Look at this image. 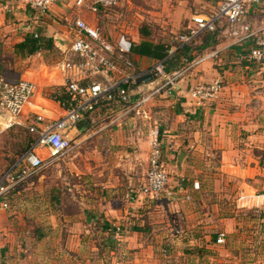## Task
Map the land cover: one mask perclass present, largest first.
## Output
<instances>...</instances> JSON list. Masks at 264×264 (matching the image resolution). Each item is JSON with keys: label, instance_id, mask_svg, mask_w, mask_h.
<instances>
[{"label": "rangeland", "instance_id": "obj_1", "mask_svg": "<svg viewBox=\"0 0 264 264\" xmlns=\"http://www.w3.org/2000/svg\"><path fill=\"white\" fill-rule=\"evenodd\" d=\"M73 1L60 0L52 12L43 16L25 8L22 0H0L1 74L10 80L30 79L37 83L38 90L32 103L46 105L47 110L53 109L58 117L62 112L54 102L55 97L63 91V82L57 70L62 60L61 51L56 45L57 37L73 39L75 20L82 15H94L88 10L71 9L69 5ZM196 4V0H119L118 6L94 15L91 21L99 23L105 36H117L147 28L159 42L165 41L178 48L190 17L198 12L195 10ZM207 11L208 9L204 12ZM163 33L166 37H162ZM27 34L53 38L56 47L51 51L23 58L16 54L15 46ZM176 70L180 71V68L172 71ZM174 72L168 73L172 75ZM144 92L148 94L149 89L145 88ZM164 96L172 97L164 90L147 107L142 106L147 114H153L151 120H145L144 114L137 116L132 111L119 120L122 122L120 127L119 122L112 124L117 119V114L112 117L99 116L105 111L104 108H99V112L93 114L89 123L81 125L83 131L74 140L70 153L49 161L43 170L29 178L8 197L10 210L0 213V264H67L70 256L65 243L72 230L68 227L72 220L69 216L81 212L80 207L73 204L74 200L77 198L79 201L82 195H86L99 201L103 197L99 198L101 194L116 187L131 195V191L142 188L148 170L150 130L159 126L162 131L161 121L165 117L159 107L158 111L154 108L158 101L167 99ZM163 111H167V108ZM31 139L32 136L24 127H15L0 135V177L28 150ZM99 140L107 145H103L98 152L92 148H84L86 143ZM180 151L196 154L191 159V164L186 163V158L183 160L182 171L177 168ZM180 151L172 150L171 159H167L169 165L166 170L170 181L166 190L192 192L201 187V196L188 201L187 205H207L206 211L217 218L219 225L230 219L237 221L236 231L227 233L223 230L227 233L224 245H211L213 260L209 259L207 245L188 247L190 252L191 249L206 250L207 259H203V264H264V206L257 209L247 205L239 207L238 204L242 193L253 190L220 171L218 156L206 160L202 154L191 152V149ZM89 212H85V218ZM85 218L78 219V223L86 222L87 220L83 221ZM73 223L74 221L71 226ZM102 226L100 220L89 219L84 231L82 230L91 255H102L101 259L95 262L92 260L91 264L112 263L109 257L103 258L101 244H104L107 236ZM221 232L218 228L210 234L216 236ZM157 233L160 235L162 232ZM157 247L159 254L168 255L172 246L163 244Z\"/></svg>", "mask_w": 264, "mask_h": 264}, {"label": "crops", "instance_id": "obj_2", "mask_svg": "<svg viewBox=\"0 0 264 264\" xmlns=\"http://www.w3.org/2000/svg\"><path fill=\"white\" fill-rule=\"evenodd\" d=\"M196 2L195 10L198 12L190 17L187 27L193 25L191 22L193 16H209L218 8L222 0H196ZM206 9L208 11L204 12ZM97 14L94 15L97 16ZM89 15L91 16L82 15V17L92 26L100 29L105 36L99 23L91 21L94 15ZM246 22L253 26L264 24V7L261 5L257 8L250 7L246 15ZM144 29L147 30V28ZM142 30L143 28L134 32L105 37L113 41L125 37L132 44V49L134 45L138 46L143 41L154 44L165 42L156 40L149 30L151 36L145 37L141 33ZM162 37H166V34L163 33ZM69 39L57 37L56 45L62 56L60 63L63 62L64 56L58 40L67 42ZM236 42L235 37L227 35L225 26L220 27L216 33H203L193 44L178 51L176 53L177 62L173 69L180 68V71L184 72V76L179 80L172 97L164 96L167 99L158 101L154 110L158 111L160 108L161 113L165 116L161 121L163 123L161 137L166 150V167L169 165L167 159L172 157V155L170 156L172 150L191 149V152L202 154L206 160L218 156L220 171L243 182L249 190H253V192L242 193L240 198L244 196L247 201L243 204L239 198V207L245 205L254 207L253 198L256 194L261 193L257 190L264 192V62L257 64L250 60L252 43L249 41ZM131 57L135 62L133 69L135 73L147 72L158 62L149 57L133 54L132 50ZM201 58H207V60L188 70L193 61ZM58 74L63 82L62 85H64V77L60 72ZM145 77H140L137 80L135 93L131 95L133 103L142 98L143 95L139 91L143 90L144 92V89L151 86L150 84L153 82H140ZM216 80H222L224 83V91L220 99L212 107L197 106L190 94L191 89L198 84L211 83ZM151 102L153 101L149 103ZM54 103L63 113V107L59 103ZM149 103L143 107H147ZM143 107L133 111L137 116L144 114L145 120H151L153 114H147ZM165 108L167 111H163ZM98 109L79 122L71 131L72 145H74L76 137L83 131L81 125L89 123ZM104 110V113L98 115L112 117L117 114V119L112 124L119 122V127L122 123L120 122L121 118L128 116L125 110H107V108ZM26 111L27 119H32L37 115L52 119L58 118L53 109H51L52 112L47 110L46 105L31 102ZM103 145H107V143L99 140L86 143L84 148H92L98 152ZM148 148L150 156L151 140L148 143ZM181 152L186 155V163L191 164V159L196 154L191 153L190 155L185 151H180L178 158ZM178 163L179 160L177 168L182 171L183 165L179 168ZM113 189L108 193L101 194L99 198L103 197L99 201L86 195H82L79 201L77 198L74 200L73 204L80 207L81 212L69 216L72 220L68 227L72 230L65 243L70 256L67 264H91L92 260L95 262L102 258V255L99 254L91 255L86 245V239L83 238L84 226L87 225L89 219L100 220L103 224L102 230L107 238L104 240V244H101L103 245L102 253H104V259L109 257L112 260L111 264H203V259H207L206 250L191 249L190 252L188 247L207 245L209 259L213 260V254L210 252V249H213L211 245L214 243L218 245L217 239L221 233H225L227 239V233H232L237 229V221L234 219L223 221L224 223L219 225L217 218L211 215L210 211H206L208 206L205 204L198 206L186 204L195 197L201 196L202 193L199 192L201 187L200 190L195 188L192 192L169 189L158 197L139 196V189L131 191L132 195L117 187ZM126 194L127 197H125ZM254 208L259 209L258 207ZM262 208L260 207V209ZM87 210L90 211V214L85 218ZM83 218H85L83 221H87L82 224L78 223L80 222L78 219L82 220ZM204 222L206 224H203ZM202 224L203 226H201ZM218 228L222 230L221 233L216 236L210 234L212 230ZM203 229L205 232H202ZM223 230H226L227 233ZM159 231L162 232L160 235L157 233ZM112 233H114V237L111 238V241L109 238ZM163 244L172 246L168 255L159 254L157 246ZM111 245L114 247L113 249L110 247ZM182 246L184 247L182 248ZM211 264L214 263L211 262Z\"/></svg>", "mask_w": 264, "mask_h": 264}, {"label": "built area", "instance_id": "obj_3", "mask_svg": "<svg viewBox=\"0 0 264 264\" xmlns=\"http://www.w3.org/2000/svg\"><path fill=\"white\" fill-rule=\"evenodd\" d=\"M60 0H22L25 8L45 16ZM119 5V0H74L71 9L88 10L94 14ZM264 7V0H222L218 8L209 16L196 15L191 19L192 26L180 37V45L169 51V58L158 61L144 73H135V62L131 57L132 44L125 38L109 40L100 29L92 26L82 16L74 23L75 34L69 39L70 46H61L64 60L57 67L64 77L63 91L56 97L64 111L57 119L35 116L27 119V108L37 94L38 84L30 79L10 81L0 76V135L24 127L35 137L31 148L0 177V213L10 210L8 197L29 178L43 170L49 161L60 158L72 150L71 131L77 124L98 108L125 110L129 115L145 104L153 101L156 95L165 90L173 92L184 72L170 75L168 60L178 51L193 44L203 33H216L220 27L227 28V35L235 37L236 43L250 42L253 45L250 60L257 64L264 62V24L253 26L246 22L250 7ZM68 6V5H67ZM207 58L193 61L188 70L202 64ZM133 70V71H132ZM153 76L148 86L149 93L139 91L142 98L132 102L137 80ZM224 91L222 80L201 83L191 89V96L199 107H212ZM151 153L148 161L146 180L139 190V196L158 197L170 181L165 166V148L161 130L156 126L150 131ZM254 207L264 206V193L253 198ZM243 204L246 197H241ZM226 243V234L221 233L218 245Z\"/></svg>", "mask_w": 264, "mask_h": 264}, {"label": "trees", "instance_id": "obj_4", "mask_svg": "<svg viewBox=\"0 0 264 264\" xmlns=\"http://www.w3.org/2000/svg\"><path fill=\"white\" fill-rule=\"evenodd\" d=\"M104 10H101L102 12ZM142 35L145 37H150L151 34L148 32V30L144 29L141 31ZM210 33V32H208ZM212 34V33H211ZM55 41L53 38H46L43 35H27L23 42L17 44L15 46V52L16 54L20 55L23 58L32 57L36 54H39L43 51H51L55 49ZM173 49L172 44L168 42H162L158 44H154L151 42L143 41L138 46H133L132 53L137 54L140 56H145L154 59L155 61H163L169 58V51ZM177 62V57H172L168 60V72H173V67L175 63ZM172 68V69H171ZM2 66H0V76L5 77V75H2ZM10 80V79H8ZM10 81H19V80H10ZM31 135V134H30ZM32 136V135H31ZM35 141V137L32 136L31 142L28 145V150L31 148L32 144ZM114 237V233L110 234V238ZM112 241V239H111ZM112 249L114 248L112 245L110 246Z\"/></svg>", "mask_w": 264, "mask_h": 264}, {"label": "water", "instance_id": "obj_5", "mask_svg": "<svg viewBox=\"0 0 264 264\" xmlns=\"http://www.w3.org/2000/svg\"><path fill=\"white\" fill-rule=\"evenodd\" d=\"M58 42H59L62 46H67V47L70 46V42H69V41L66 42V41H64V40H58ZM152 81H153V77H152L151 75L146 76L145 78H143L142 80H140V82H145V83H150V82H152ZM185 156H186L185 153H184V152H181V154H180V156H179V158H178V160H179V163H178L179 168H181V165H182V162H183Z\"/></svg>", "mask_w": 264, "mask_h": 264}]
</instances>
